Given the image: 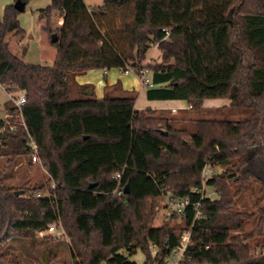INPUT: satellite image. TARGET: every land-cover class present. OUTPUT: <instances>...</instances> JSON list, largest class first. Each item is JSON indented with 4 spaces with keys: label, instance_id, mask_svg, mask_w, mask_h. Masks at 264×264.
<instances>
[{
    "label": "trees",
    "instance_id": "trees-1",
    "mask_svg": "<svg viewBox=\"0 0 264 264\" xmlns=\"http://www.w3.org/2000/svg\"><path fill=\"white\" fill-rule=\"evenodd\" d=\"M52 8L42 29L57 33L53 62L38 68L35 98L26 94L19 106L5 101L0 119L7 162L0 172V264H19L9 240L53 225L68 242L52 249L46 243L45 264L59 250L72 264H138L130 259L138 250L142 264H163L186 229L177 264H264V205L249 230L255 216L235 207L252 182L264 193V0H103L92 10L84 0H61L57 29L50 27ZM16 12L10 4L0 19V60L12 63L0 84L9 93L18 89L19 70L32 76L6 41ZM155 43L160 61L144 64ZM126 65L149 70L147 99H180L187 108L180 115L136 108L135 89L97 97L92 83L75 79L87 69ZM209 98H227V109L248 114L192 117ZM32 141L45 179L22 173L5 183L13 165L31 162ZM206 164L225 167L206 180L215 199L200 191ZM166 188L188 198L183 229L151 223Z\"/></svg>",
    "mask_w": 264,
    "mask_h": 264
},
{
    "label": "rangeland",
    "instance_id": "rangeland-1",
    "mask_svg": "<svg viewBox=\"0 0 264 264\" xmlns=\"http://www.w3.org/2000/svg\"><path fill=\"white\" fill-rule=\"evenodd\" d=\"M50 0H29L26 4V7L19 13V20L20 24L24 29L25 32L29 35V39L26 42V62L32 66L31 73L32 76L25 70H19L18 75L20 79V84L18 83V89L15 90L16 96L20 95V93L27 94L30 99H34L36 96L35 86H34V79H38V67L40 64H50L53 61V56L55 54V47L50 43V35L45 34V38L41 40L39 37L41 32H45L42 29L40 30L37 26V14L38 9L41 7H45ZM87 7L89 9H93L96 6H99L103 3V0H84ZM10 0H0V15L3 12V8L5 5L9 4ZM51 16V15H50ZM50 27L51 29H57V27L52 26V20L50 17ZM44 34V33H43ZM115 40L118 43L119 49H124L123 47V40L122 37L116 34ZM161 52L157 48V44H152L146 54V59L144 60V64L155 63L160 61ZM111 74L117 75L120 80H125L127 85L135 86V90L138 91L139 88L144 90L142 86L139 87L137 85V76L134 73H124L120 68H112ZM100 72L96 71L95 69L90 70L87 72L86 77L89 80L98 82ZM82 78V77H81ZM100 86L96 84V93L99 92ZM1 92H5L2 87H0ZM123 94V93H120ZM142 99H147L145 96L140 94L137 96L136 99V106L144 107L142 103ZM218 98L209 99L205 102L206 107L204 106V110L202 112L190 111V115L192 117H199V116H216V117H223V118H231V119H240L245 117L248 112L247 111H231L227 109L226 105L223 106L221 102H217ZM182 104L186 103L184 100H180ZM215 106L216 111L212 113L209 109L212 108L211 106ZM219 105V106H218ZM217 107V108H216ZM179 109L176 112L171 111L172 113L180 115ZM6 112V110L4 109ZM0 119H4V115L0 112ZM6 157L0 156V172H7L4 165H6ZM205 171L207 177H211L217 173L224 171L225 167L220 165H205ZM211 169L209 172L208 169ZM12 171L14 172V177H7L5 179V183H13L17 181V178L22 173H25L31 181L34 179H45L46 177V170L42 163L38 160H33L31 158V162H29L28 158H24L19 165H13ZM5 170V171H4ZM207 180V179H206ZM206 180H202V193L204 196H207L211 199H215L219 197V193L216 187L208 185ZM260 184L256 182H252L250 186L244 190L239 200H237L236 208L246 210L247 212L252 213L254 215V219L247 222L245 229L249 230L255 227V224L260 216V209L262 205H264V193L260 191ZM193 190H196L193 188ZM183 199V197L175 196L171 188H166L165 192L161 194L158 201L153 205V214H152V225L157 226L161 224H167L172 226L174 229H183L185 227V213H179L177 210L178 203ZM197 206L199 204H196ZM198 213V212H197ZM187 231L184 230L183 234ZM182 234V235H183ZM60 242V243H59ZM62 242H68V237L65 235L64 230L60 225H53L46 230L43 231H36L30 238H14L9 240V247L8 251L11 253H15L19 259V264H45L44 263V256L42 255L43 249L46 248V243H48L51 247L59 246L63 248ZM56 246V247H57ZM55 253V251H54ZM156 253V248L151 246L150 254L154 255ZM52 254V260L49 264H72V259L65 251L59 250L56 253V257ZM130 259L137 261L138 264H142L144 259V254L142 251L138 250L136 253L130 255ZM168 257L163 259V264L166 263Z\"/></svg>",
    "mask_w": 264,
    "mask_h": 264
},
{
    "label": "crops",
    "instance_id": "crops-1",
    "mask_svg": "<svg viewBox=\"0 0 264 264\" xmlns=\"http://www.w3.org/2000/svg\"><path fill=\"white\" fill-rule=\"evenodd\" d=\"M14 1L15 0H10L9 4L4 6L3 12L0 15V19L3 18L6 6H8L10 4H13ZM24 1H25V7H26V4H27V2L29 0H24ZM60 2H61V0H50L49 3L45 7H41V8L38 9L39 12L37 14V26H38V28L40 30L45 25L46 11L50 7H53L52 10H51V16H50L51 20H52V26L53 27H57V28H59L61 26V23H62L63 19L60 16V13H59ZM25 7H24V9H25ZM19 12H21V11H19ZM18 14L19 13H14L11 16L12 26L9 29L8 33H7L6 41H7V44L9 46V49L12 51V53L18 55L19 57H21L24 60V62L32 70V66H30L26 62V45H27L26 42L28 41V39L30 37L25 32L26 30L24 29V27L21 26ZM45 34H46V32H41V34L39 36L41 38V40L45 38ZM55 53H56V51H55ZM54 56H55V54H54ZM54 56H53V59H54ZM50 64H47V63L40 64L39 67L43 66V65H50ZM11 68H12V63L10 62V60H4V61L0 60V76H3V77L6 76L8 73L11 72ZM113 68H115V67H113ZM93 69H95L96 71L100 72V74H99L100 79H98L97 83H95V81H93V80H89L86 77L87 72H89L90 70H93ZM111 69L112 68H109V69H107V68H91V69H87V70H85L83 72L77 73L75 75V79H76V81L78 83H81V84H83V83H92L93 86H94L95 95L97 97L103 96V94L105 92H108V93H110L112 95H121L120 93H123L125 90H130V89H134L135 88V86L127 85L125 80H120V78L117 75L111 74L110 73ZM127 74H129V73H127ZM17 78H18V83H19L20 79H19L18 73H17ZM96 84L100 86V89H99L98 93H96ZM137 85L139 87H141V85L139 84V81H138V76H137ZM0 87H2L1 84H0ZM143 88H144V90H141V88H139L138 91L137 90L136 91H137V96L141 92V94L143 95V98H144V96L146 97V92H145L146 91V86L143 87ZM2 89H4V88L2 87ZM4 91H5L4 93L0 91V112L3 113L4 118H5L6 117V112L4 111V102L9 100V99L12 100V96H16V94H15V92L9 93L5 89H4ZM22 94H24V93L21 92L20 95H22ZM24 95H26V94H24ZM209 99H214V98H209ZM209 99H205L203 101V106L206 107V105H205L206 103L205 102H207ZM217 102H221L222 105H228L229 99H227V98H218ZM142 103L145 106L144 107H138V106H136V101H135V107L136 108H147L148 107V108H152V109H167V110H172L173 112H176L179 109L187 108L186 103L182 104L180 99H165V100H161V99H142ZM215 106H217V105H213L211 107H215Z\"/></svg>",
    "mask_w": 264,
    "mask_h": 264
},
{
    "label": "built area",
    "instance_id": "built-area-1",
    "mask_svg": "<svg viewBox=\"0 0 264 264\" xmlns=\"http://www.w3.org/2000/svg\"><path fill=\"white\" fill-rule=\"evenodd\" d=\"M120 69L124 73H134V74H136L138 76L139 84L142 85V86H146L147 87V86H152L153 85V83L151 81V77H150V72L146 68L136 69L133 66L126 65L125 67H120ZM12 100H13V102L16 105L19 106V105H22V104L26 103V96L24 94L19 95L17 97L16 96H12ZM31 143H32V148H33L32 155H31L32 159L33 160H38V154H37V150H36V145H35V143L33 141ZM205 169L206 168L204 167L203 170H202V173H201V179L202 180L208 179ZM208 171L210 172L211 169L209 168ZM118 175L119 174H117V176ZM52 186H54V184H52ZM196 191H198V190H196ZM200 191L202 193V188H201ZM202 195H203V193H202ZM187 204H188V198L187 197H183V199L177 205L178 212L184 214L185 213V207H186ZM196 204H199V202H197ZM39 231H43V230H39ZM188 241H189V232L186 231L182 235L179 245L171 251V253L168 256V259H167L165 264H177L179 262V260H181L183 258V254H184V251L186 249V245H187Z\"/></svg>",
    "mask_w": 264,
    "mask_h": 264
},
{
    "label": "water",
    "instance_id": "water-1",
    "mask_svg": "<svg viewBox=\"0 0 264 264\" xmlns=\"http://www.w3.org/2000/svg\"><path fill=\"white\" fill-rule=\"evenodd\" d=\"M13 6L18 11H23L24 10V7H25V1L24 0H15L14 3H13ZM56 40H57V33L56 32L51 33V35H50V41L51 42H55ZM94 184L95 183H90L89 186L91 187ZM14 193L16 195H18V194L21 193V190H15Z\"/></svg>",
    "mask_w": 264,
    "mask_h": 264
}]
</instances>
